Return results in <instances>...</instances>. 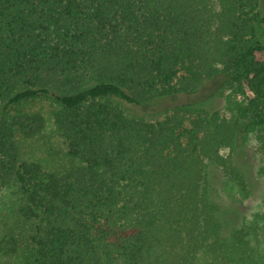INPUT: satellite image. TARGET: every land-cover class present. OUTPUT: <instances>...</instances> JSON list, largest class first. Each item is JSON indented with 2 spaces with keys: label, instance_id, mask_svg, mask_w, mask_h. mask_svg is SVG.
<instances>
[{
  "label": "trees",
  "instance_id": "trees-1",
  "mask_svg": "<svg viewBox=\"0 0 264 264\" xmlns=\"http://www.w3.org/2000/svg\"><path fill=\"white\" fill-rule=\"evenodd\" d=\"M213 80L230 118L120 105ZM0 104V264H264V202L225 233L212 183L264 159L261 0H0Z\"/></svg>",
  "mask_w": 264,
  "mask_h": 264
},
{
  "label": "rangeland",
  "instance_id": "rangeland-1",
  "mask_svg": "<svg viewBox=\"0 0 264 264\" xmlns=\"http://www.w3.org/2000/svg\"><path fill=\"white\" fill-rule=\"evenodd\" d=\"M261 9L264 13V0H261ZM220 87L218 80L206 83L198 92L162 99L157 105L143 108L125 103H120L124 111L131 116L147 121H156L163 118L165 110L180 106H197L206 109H220L224 116L232 115L225 109L223 99L217 95ZM1 108V104H0ZM230 153L224 149L222 154ZM235 164L247 175V182L251 190L247 198L243 197L240 189L233 183L227 182L219 170L212 173V183L216 188L222 207V220L225 233H230L232 228L240 221L249 218L264 202V159L257 154L254 138L245 143L239 139L238 147L233 153ZM15 187H9L0 195V208L4 209L0 224L10 222L12 210L9 208L15 202Z\"/></svg>",
  "mask_w": 264,
  "mask_h": 264
}]
</instances>
